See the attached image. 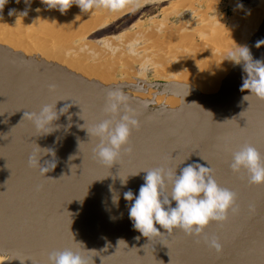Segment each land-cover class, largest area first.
Returning a JSON list of instances; mask_svg holds the SVG:
<instances>
[{
    "label": "water",
    "instance_id": "95a60500",
    "mask_svg": "<svg viewBox=\"0 0 264 264\" xmlns=\"http://www.w3.org/2000/svg\"><path fill=\"white\" fill-rule=\"evenodd\" d=\"M158 2L116 0L110 9L106 8L105 14L117 16L109 25L94 32H102ZM229 5V0H225L223 6ZM249 6L255 9L252 3ZM7 8L0 10V36L4 32V20L13 22L15 18L9 15ZM218 12L228 19L235 17L233 12L229 16L224 11ZM186 14L167 21L178 25ZM99 18H102L101 13L91 22ZM184 20L190 24V35L199 42L206 29H201L195 18ZM6 37L3 47L14 48L15 43L10 42L7 34ZM261 40L264 42V35ZM257 43L247 47L254 49ZM124 45L128 46H121ZM141 45L140 42L134 50L145 47ZM167 46L178 55L196 53L178 49L171 42ZM25 49L12 50L19 60H1L0 57V248L15 254L3 264H46L50 253L65 249L78 251L85 264H264V185L250 186L243 174L233 175L229 170L232 152L245 143L256 148L264 159V102L252 97L244 100L248 93L240 91L242 81L239 87L233 85L227 90V94L225 90L218 91L211 101H195L190 105L182 102L187 111L178 118L163 116L154 106L148 117L138 118L139 130L132 132L127 146L130 152L123 154L122 150L117 164L107 169L93 158L92 149L97 141L86 131L106 117L86 114L82 101L92 103L102 112L106 93L72 83L81 99L79 104L72 100L67 104L60 100L58 103V97L61 99L67 94L71 84L61 83L59 78L55 91L49 92L52 84L44 80V69L35 62H30L31 72L24 73L23 68H28L23 61ZM3 52L0 50L4 55ZM251 55L254 60H264V51L260 57ZM158 56L163 61V57ZM236 66H239L237 72ZM213 68L223 83L239 81L244 75L240 65L218 67L214 64L209 74ZM17 72L21 74L20 80ZM198 74L197 69L189 73L190 78ZM141 86L158 89L166 97H183L189 92L186 81L161 79ZM55 103L58 114L65 106H68L67 112L53 122L54 130L50 134L36 136L32 125L22 120L24 113L38 112L42 106ZM151 117H156V122L152 123ZM161 134L168 140L156 139ZM181 135L183 137L177 140ZM177 142L184 145L176 147ZM41 152L40 166H44L45 161H55V167L45 177L40 176L38 168L28 164L30 155ZM194 162L212 167L218 185L237 195L239 215L229 214L223 225L210 223L204 230L209 237L218 238L222 249L219 254L179 231L150 242L133 229L128 218L130 202L123 199V193L131 190L134 196L137 194L145 175L139 171L167 166L177 167L178 174L180 168ZM137 172L139 174L134 175ZM126 177L122 186L120 180ZM113 193L119 195L118 204L112 202ZM249 205L254 207L251 212ZM160 231L163 233V229Z\"/></svg>",
    "mask_w": 264,
    "mask_h": 264
},
{
    "label": "clouds",
    "instance_id": "9594fccd",
    "mask_svg": "<svg viewBox=\"0 0 264 264\" xmlns=\"http://www.w3.org/2000/svg\"><path fill=\"white\" fill-rule=\"evenodd\" d=\"M15 2L20 3L21 0ZM31 2L32 0H23L25 9L17 18L22 19L27 15ZM39 2L46 9H55L64 14L73 4L81 13H88L95 8L110 9L116 0H39ZM7 3L8 0H0V10ZM242 8L243 5L237 2L234 10ZM13 14V10H10L9 15ZM221 16L222 14L214 11L209 18L227 27ZM223 61L242 67L244 75L240 91L248 93L243 99L247 101L252 97L264 102V60H254L247 46L233 42L232 46L224 49ZM48 90L54 92L55 88L49 86ZM67 110L68 106H65L58 114L56 103L46 104L38 112H25L22 120L32 125L36 136L47 135L54 130L53 122ZM102 113L106 119L85 129L88 136L97 141L92 149L93 158L101 166L110 169L121 158L122 150L123 154L130 152V148L127 147L129 139L133 131L139 130V121L137 113L129 106L128 95L119 88L106 93ZM42 154L43 152L30 155L28 164L30 167L38 168L40 176L45 177V174L55 167V161H45V165L40 166L38 160ZM48 154L53 155L51 152ZM176 169L177 167L172 169L162 166L141 170L139 172H144L145 175L137 194L134 196L131 190L123 193V199L130 202L128 218L133 229L150 242L179 231L196 243L203 242L206 247L219 254L222 249L218 238L215 235L209 237L204 230L210 223L223 225L227 222L229 214L239 215L240 207L237 204L236 193L220 187L214 179L212 167L208 165L197 162L187 164L179 169L178 174ZM229 170L233 175L243 174L250 186L264 185V159L256 148L248 143L232 152ZM126 179L127 177L123 181L120 180L122 186ZM118 200L119 195L113 193V204H118ZM248 210L251 212L254 207L249 205ZM160 229H163V233ZM46 264H85V260L78 251L65 249L50 253Z\"/></svg>",
    "mask_w": 264,
    "mask_h": 264
},
{
    "label": "rangeland",
    "instance_id": "374dc122",
    "mask_svg": "<svg viewBox=\"0 0 264 264\" xmlns=\"http://www.w3.org/2000/svg\"><path fill=\"white\" fill-rule=\"evenodd\" d=\"M179 1L180 0H159V2L154 4V5L148 6V7L144 8L140 11H137L135 13L130 14V16L124 18L126 21H122L120 23L118 21V22L112 24V26L106 28V30H101L102 32H98L96 34H95V32L93 33L91 31H84V29H87V28L95 29L94 28L96 25V23H94L95 21H93V22H90V21L94 19L95 15H97L96 11L98 12L101 9L95 8L88 13H81L77 7L73 6L74 4L71 6V8H69V10L66 11L67 13L65 12L64 14H61L58 10H55V9H53V10L49 9L48 10L44 7V5H38V6L32 7V8L30 7L28 10H30L33 13V16L31 17L33 19H30L31 15L29 14V12H30L29 11V12H27L26 19H24L25 16L19 20H18L17 16H15V18H13L15 28L12 27L13 22H9L11 20H8V21L4 20V24H3L4 27L3 28H5V26L8 28H9V26L12 27V29H10V31H9V32H11L10 33L11 36H9V37L11 39V37L13 36V33H14V36L11 40H12V42H13V40L16 43L18 42V46L13 48L12 50L18 49V48L23 49V47L25 49L26 46L28 47V48H26L27 50L25 49V51H27V52H25V53L23 52L24 56H25L23 61H24V64L26 66L31 65L30 62L33 63V61H34V62H36L37 66L39 65L43 69L44 65L47 66L46 65L47 60H48V62L51 61L49 63V66H51V68H49V66H47L44 69H45V71H48V72H49V70L54 69L55 71L52 70L53 73H51L53 77H50L47 73V76H49V78L44 79V80L47 83L52 84V86L54 85V88L56 87V84H57L54 79H56V81L59 83V78L61 79L63 77V79L61 80L63 82L65 80H67V82H70L71 84L72 83L75 84V83L79 82L80 86L87 87L89 89L92 88V91H94L93 87L96 88L97 85L99 84L100 80H101L100 79L97 82V77L102 78L104 76V79H106L108 76L109 80L106 79V82L109 84V86L112 88H114V87L119 88V89L123 90L124 92L125 91L128 92L130 90L132 92V93L130 92L132 95V98H133L132 100L137 102L138 108H140V110L143 113H145L147 116H148L149 111L154 110V106L160 112V114H164L166 112V110L168 108L167 106H169V104L168 103L165 104L162 101V100H164V98H162L163 94H160L158 89H151V91H150V89L146 88L145 86H141L142 83L146 84V83H152L153 81L157 82L160 79H168V80L170 79L171 81L176 82V81H178V79L182 73V71H177L176 64L173 65L174 62L172 64H168V62L165 63V61H171V59H172V61L174 60L173 54L170 55L167 52H164V51L161 52L160 54L162 55L161 57H163L164 61L160 60V56L155 57V55H154V57H152L153 54H158L157 50H161L162 48H164L163 50H165V51L169 50V49L167 50V48H168L167 46L160 47L161 46V44H160L161 38H163V41L165 43L171 42V43H173L174 46L175 45L179 46L176 43L182 44V46H183L182 48L185 49V51H189V50L191 51V49H194V48L196 49L195 50L196 51V57H198V58L195 57V60L197 61V63L200 62L198 65H201L203 63L202 64L203 69H197L196 68L197 70H199V73H200L198 75V78L200 76L204 75L205 72L208 76H210L209 71L206 69L208 68L210 70L213 66L212 64H214V63L224 62L223 61L224 49L230 47V44H229V42H231L230 39H232V41H234V39H237L235 37L231 38V37H233V35H231L233 31L230 33V29H229L230 28L229 23L235 17L231 18V19L224 17L225 18V24H226L227 28L226 27L224 29L222 28L223 32H220L221 29H220V31L218 30L221 33V35L223 34L222 37H221V35L218 36L216 34V33H218L216 30H214V32L211 30L212 28L214 29V27H213L212 23L210 22L211 19L209 17L214 11H216V12H218L219 10L224 11V12H226L227 16L231 15V12H233L231 5L226 6V7L223 6V3L225 2V0H205V1L204 0H185V1L181 0L180 2L182 4H185L187 7H188V5H190V7H192V8H187V10H185V9H180V8L176 7L177 11H173L174 14L169 13L171 15H169L163 11L160 12V10H163L164 7L169 6L171 2H179ZM242 1H243L242 4H243L244 9L243 10L240 9L239 12L240 11H246L247 10L246 7L249 5L248 1H246V0H242ZM211 4H213L214 10H212L213 7H211L212 6ZM9 6L10 5H6L4 8L9 7ZM206 6L208 8L209 7L210 8L208 9V8H206ZM8 9L16 11V9H13V8H7V10ZM190 9H191V11H193L192 13L190 12ZM204 9H205V11H203ZM201 11H203V12H201ZM70 12H71V14H70ZM55 13H56V15H55ZM76 13H77V15H76ZM184 13H187V14L182 17L183 18L182 21L179 20L180 22L178 23V25H172L174 22L172 20L167 21L168 18H171L173 16L178 17ZM49 14H50V16L47 17V15H49ZM52 14H54V15H52ZM62 15H64V16H62ZM67 15L70 17V19H69V17H65ZM187 17H189L190 20L195 18L197 20V22L199 23V25L203 24L202 26L201 25L199 26L201 29H203V26L206 27V30H204V32L206 31L207 33L205 32L206 34L204 35V38H202V40H205L206 41L205 43H208L207 46L205 45V43H203L202 40H201L202 41L201 43H198V41H196L193 38V36L191 37V35L188 33V31L191 32V27H190V24L184 20V18H187ZM61 19H62V21L64 20L63 23H62ZM137 19L142 23L141 26L143 25L144 28L138 29V31H136L137 34L134 37L136 39H134V38L129 39L130 37L124 38L123 33L126 32V30H127L125 28L130 27V25ZM153 19H155V20H153ZM202 20L203 21L207 20L208 23L211 25V27L205 26ZM152 21H154V23L157 22L158 24H160L162 22L163 23L162 28H161V26H158L156 28L154 26V23H151ZM107 22H108V20L103 22V24L105 25ZM92 23H93V25H92ZM117 23H119V24L115 28V25ZM8 24H9V26H8ZM48 24H49V26H48ZM89 24H90V27H88ZM58 25H61L60 26L61 29ZM182 25H184V27H186L185 36L183 34V31H182L183 29L180 31L181 33L179 35H177L178 37L174 36L175 34L173 33L172 30L175 29V32H176L177 30H179L178 27L182 26ZM228 26H229V28H228ZM83 27H85V28H83ZM58 28H59L60 32L59 31L57 32ZM122 28H124L125 30ZM5 30H6V28H5ZM23 30L27 31V33L24 34ZM54 31H56L57 33ZM157 31H158V33H157ZM67 32H70V33L68 34ZM76 32H78V33H76ZM136 32L132 31L131 33H128V35L130 34V36H132L133 33H136ZM159 32H160V34H159ZM214 33L218 36V37H215V39H214V35H213ZM225 33H226V35H225ZM4 34L5 33L1 34V36H0V45H3V42H5L6 34L5 35ZM54 34L57 36L55 37ZM58 34H60V35H58ZM102 34L105 36L108 35V37L103 38V37H101V36H103ZM163 34H165V35H163ZM27 35H28V37H27ZM113 35H117V36H113ZM181 36H183V37H181ZM223 36H224V38H223ZM50 37L53 40H49ZM180 37L183 39H180ZM101 38H103V40H102L103 42H105V43L107 42L106 44H103L104 46L102 44L99 45L97 43L98 44L97 45L96 43H94L95 41H98ZM126 38H128V39L126 40ZM178 39H180V41ZM23 40L26 43L25 45L23 44ZM211 41H212V43L214 42L217 45L216 46L217 48L213 49L215 47V45H214V43L212 44ZM216 41H217V43H216ZM140 42L142 43L141 46L144 45L145 47L143 49L142 48H136V50H134V47L137 44H139ZM192 42H193V44H192ZM219 42H220V44H219ZM187 43L188 44L190 43L193 46H195L196 44H199L201 46L203 44V46L198 48L199 45H196L195 47H193L191 45L192 46L191 47L190 44L188 46ZM231 43H233V42H231ZM122 44H127L128 46H126V45H124L125 47L121 46ZM152 44H154V45L152 46ZM211 44H212L213 48L210 47ZM0 47H1V49H3V51L6 50V47L5 48L3 46H0ZM208 47H210V48H208ZM30 48L31 49L34 48V50L32 51ZM206 48H208V49H206ZM209 50H210V52H209ZM6 51H7L8 56L5 55L6 53H4V56H3V54H0L2 57L1 58L2 60L3 59L19 60L20 57L18 55L13 56L12 52L11 53L8 52L9 50H6ZM92 51H94V52L92 53ZM118 51H120V52H118ZM77 52H79V53H77ZM102 53H104V54H102ZM137 54L141 55V56L138 57ZM9 55H11V56H9ZM134 55H136V56H134ZM47 57L49 59H47ZM144 57H148V58H144ZM16 58H18V59H16ZM122 58H123V60H122ZM45 59H47V60H45ZM214 59H217V60H214ZM117 60H119V61H117ZM203 60L205 62H203ZM179 62L180 61H178V63ZM208 65H209V67H208ZM166 67H168V68H166ZM137 68H138V70L136 72ZM154 68L156 70H160L159 74H158V71H156ZM172 68H174V69H172ZM114 69H115V72L113 71ZM153 70L156 72H154ZM204 70H206V71H204ZM17 71L20 72L19 69H17ZM23 71H24V73L31 72L29 67L26 69L23 68ZM14 72H16V71H14ZM18 72H17V74H19V76H17V78L19 80V79H21V76H20L21 74ZM156 73L158 74V76L156 75ZM176 73H178V74H176ZM106 74H107V76H106ZM182 74H184V73H182ZM14 75H16V74H14ZM36 75L37 74H34V76H36ZM141 75L143 76L142 77L143 79H141V77H140ZM207 75L204 76L202 79H204V80L207 79L208 78ZM162 76L165 78H163ZM186 77L188 78V75ZM211 78L209 79L210 81L207 79L208 84L210 82L212 85H214L213 87H215L216 89L219 88L222 91V89H221L222 80L220 81V83H217V81H218L217 79H216V81H214V79H211ZM112 79H114V81L115 80L116 81L114 82ZM35 81L36 80L34 79V82ZM120 82H121V84H120ZM139 82L141 83V85ZM189 82H191V81H189ZM195 82L196 83H194V82H191V84L189 83V85H190L189 86V92L186 94V96L183 97L182 101L180 99L179 100L177 99L176 102L181 101L183 103L184 102L186 103L187 99H191V97L193 99H194V97L197 98V96H196L197 93L205 92V90L208 89V87H206V84L204 81L198 79ZM66 84L68 85L69 83H65V85ZM138 86H139V88H138ZM199 86H201L204 90L203 89L198 90ZM75 94L72 93L71 95L76 96ZM142 97L144 98V100ZM66 99H68V97ZM129 102L132 103V101H130V100H129ZM181 102H180V106H181L180 110L177 112H172V114L169 113V115H174L173 113H175V115H176L175 117L178 118L179 115L185 111V107L182 105ZM88 104H90V103H87V105ZM147 105H149V106L147 107ZM89 106H91V105H89ZM92 106H94V105L92 104ZM182 106H183V109H182ZM94 108H96V107H94ZM138 108H137V111L139 110ZM85 113L86 114L88 113L87 108L85 109ZM159 117H163V116H158L157 118H159ZM154 118H156V117H154ZM154 122H156V119H153L152 123H154ZM157 136L158 137L156 139H159L160 141L161 140H163V141L168 140V139H166L167 136H162V134L157 135Z\"/></svg>",
    "mask_w": 264,
    "mask_h": 264
},
{
    "label": "bare ground",
    "instance_id": "6f19581e",
    "mask_svg": "<svg viewBox=\"0 0 264 264\" xmlns=\"http://www.w3.org/2000/svg\"><path fill=\"white\" fill-rule=\"evenodd\" d=\"M181 1V0H180ZM171 2L170 3V5L169 6H166V7H164V9L163 10H160V12L161 11H163V12H165V13H167V14H169V13H172V14H174L173 13V11H177V8L176 7H178V8H180V9H185V10H187V8H192V7H190V5H188V7L185 5V4H182L181 2ZM185 1V0H184ZM205 1V0H204ZM246 1H248L249 2V4L250 3H252L253 4V6H255V9H251L250 8V6L248 5L247 7H246V11H240L239 12V10H234L235 9V5H236V3L238 2V3H240L241 5H243L242 4V0H229V3H230V5L232 6V9H233V12H234V15H235V18L233 19V20H229L230 21V23H229V26H230V28H229V26H228V28L230 29V33L232 32V34L231 35H233V37H231V38H237V39H234V41H232V39H230L231 40V42H235L237 45H245V46H248L249 44H251V43H257V44H259V46L257 47V45H256V48H254V49H249V51L251 52V53H253V54H257V56L258 57H260V55H261V53H263V51H264V42H263V40H261V36L262 35H264V0H246ZM199 2V1H198ZM197 2V3H198ZM191 3V2H190ZM207 3V2H206ZM247 3V2H246ZM6 5H10L8 8H13V9H16V11H14L13 10V15L14 16H17L20 12H22L24 9H25V4L23 3V0H21V2L20 3H16L15 2V0H8V3L6 4ZM38 5H42L40 2H39V0H32V2H31V4H30V6H28V9L31 7H36V6H38ZM208 5V4H207ZM212 6L211 7H213V4H211ZM73 6H75V5H73ZM198 6V5H197ZM209 6V5H208ZM76 7V6H75ZM71 8V7H70ZM206 8H208L207 6H206ZM210 8V7H209ZM208 8V9H209ZM77 9V8H76ZM101 10L100 11H96V14L98 15V14H102V18H99V19H97V20H94L95 22L94 23H96V25H95V29H89V28H87V29H84V31H91V32H94V31H96V30H98V29H101V28H103V27H106V25H108V24H110V20L112 19H114L116 16H112V17H108L106 14H105V10H106V8H100ZM212 9V8H211ZM218 9V8H217ZM244 8H242V10H243ZM49 10V9H48ZM53 10V9H52ZM69 10V9H68ZM71 10V9H70ZM78 10V9H77ZM212 10H214V7H213V9ZM30 10H28V12H29ZM79 11V10H78ZM179 11V10H178ZM203 11H205V9L203 10ZM203 11H201V12H203ZM208 11V10H207ZM50 12V11H49ZM52 12V11H51ZM56 12V11H55ZM190 12L192 13L193 11H191V9H190ZM54 13V12H53ZM67 13V12H66ZM29 14L31 15H29L30 16V19H33V18H31L32 16H33V13L30 11L29 12ZM51 14V13H50ZM50 14L49 15H47V17H49L50 16ZM70 14H71V12H70ZM69 14V15H70ZM161 14V13H160ZM159 14V15H160ZM201 14V13H200ZM52 15H54V14H52ZM55 15H56V13H55ZM76 15H77V13H76ZM95 15V14H94ZM165 15V14H164ZM169 15H171V14H169ZM41 16V15H40ZM39 16V17H40ZM61 16V15H60ZM62 16H64V15H62ZM167 16V15H166ZM202 16V15H201ZM26 17H27V15L25 16V18L24 19H26ZM58 17V16H57ZM65 17H69L68 15L67 16H65ZM56 18V17H55ZM74 18V17H73ZM206 18V17H205ZM204 18V19H205ZM222 19H223V23L225 24V18H224V16H222L221 17ZM43 19V18H42ZM69 19H70V17H69ZM203 19V20H204ZM209 19V18H208ZM11 21H9V22H12V19H10ZM18 20H19V18H18ZM108 20V22L104 25L103 24V22H105V21H107ZM153 20H155V19H153ZM202 20V21H203ZM37 21V20H36ZM61 21H62V19H61ZM64 21V20H63ZM63 21H62V23H63ZM163 21V20H162ZM207 20H205V21H203V23H204V25L205 26H207V27H211V25L208 23V21L206 22ZM91 22V21H90ZM98 22V23H97ZM210 22L212 23V25H213V27H214V29L212 28L211 30L214 32V30H216L218 33H216L218 36L219 35H221V33L220 32H223V29L225 28V26L223 25V24H217V23H215L213 20L211 21L210 20ZM54 23V22H53ZM151 23H154V21H152ZM12 24V23H11ZM55 24V23H54ZM81 24V23H80ZM87 24V23H86ZM141 22L137 19V20H135L131 25H130V27H128L127 28V30H126V32H124L123 33V36H124V38L125 37H130L129 39H131V38H134L135 36H136V34H137V32L136 31H138V29H141V28H144V26L142 25L141 26ZM92 25H93V23H92ZM149 25V24H148ZM201 26L203 25V24H200ZM226 25V24H225ZM8 26H9V24H8ZM48 26H49V24H48ZM47 26V27H48ZM59 27L61 26V25H58ZM67 26V25H66ZM154 26L157 28L158 26H161V28H162V26H163V23L161 22L160 24H158L157 22L156 23H154ZM170 26V25H169ZM12 27H14V22H13V26ZM12 27L11 26H9V28L8 27H6L5 26V28H6V30H5V28H4V32L3 33H5V34H7L8 35V37L9 36H11L10 35V33L11 32H9L10 31V29H12ZM82 27V26H81ZM87 27V26H86ZM88 27H90V24H89V26ZM92 27V26H91ZM204 27V26H203ZM15 28V27H14ZM21 28V27H20ZM51 28V27H50ZM49 28V29H50ZM56 28V27H55ZM83 28H85V27H83ZM176 28V27H175ZM179 28V30H177L176 32H175V29L174 30H172L173 31V33L175 34L174 36H177V35H179L181 32V30L183 31V34H184V36H185V32H186V27H184V25H182V26H179L178 27ZM205 29H206V27H204ZM223 28V29H222ZM227 28V27H226ZM54 29V28H53ZM60 29H61V27H60ZM66 29V28H65ZM152 29V28H151ZM220 29H221V31H220ZM14 30V29H13ZM18 30V29H17ZM220 32H219V31ZM16 31V30H15ZM51 31V30H50ZM60 32V30H59V28L57 29V32ZM82 31V30H81ZM132 31H135L136 33H133V35L132 36H130V34L128 35V33H131ZM208 31V30H207ZM54 32H56V31H54ZM56 32V33H57ZM166 32V31H165ZM206 32V31H205ZM228 32V31H227ZM2 33V34H3ZM23 33L25 34V33H27V31H24L23 30ZM53 33V32H52ZM64 33V32H63ZM68 34L70 33V32H67ZM76 33H78V32H76ZM157 33H158V31H157ZM163 33V32H162ZM188 33L190 34V31H188ZM207 33V32H206ZM229 33V32H228ZM4 34V35H5ZM51 34V33H50ZM159 34H160V32H159ZM215 33L213 34L214 35V39H215V37H218L217 35H216ZM55 35V34H54ZM58 35H60V34H58ZM62 35V34H61ZM65 35V34H64ZM80 35V34H79ZM163 35H165V34H163ZM182 35V34H181ZM216 35V36H215ZM223 35V34H222ZM222 35H221V37H222ZM225 35H226V33H225ZM230 35V34H229ZM13 36H14V33H13ZM13 36L11 37V39L13 38ZM57 35H55V37H56ZM75 36V35H74ZM156 36V35H155ZM210 36V35H209ZM27 37H28V35H27ZM31 37V36H30ZM60 37V36H59ZM106 37V36H105ZM105 37H103V38H105ZM178 37V36H177ZM181 37H183V36H181ZM180 37V39H183V38H181ZM187 37V36H186ZM192 37V36H191ZM207 37V36H206ZM227 37V36H226ZM3 38V37H2ZM7 38V37H6ZM71 38V37H70ZM103 38H101V39H99L98 41H95L94 43H98L99 45L100 44H106L105 42H103L102 40H103ZM153 38V37H152ZM166 38V37H165ZM204 38V37H203ZM208 38V37H207ZM223 38H224V36H223ZM10 39V42L11 43H14V42H12V40ZM116 39V38H115ZM120 39V38H119ZM128 38H126V40H127ZM134 39H136V38H134ZM180 39H178L179 41H180ZM206 39V38H205ZM213 39V38H212ZM27 40V39H26ZM49 40H53V39H51V37H50V39ZM160 40V39H159ZM194 40V39H193ZM202 40V39H201ZM199 41L198 43H201L202 41H203V43H205L206 41L205 40H202V41ZM48 41V40H47ZM113 41V40H112ZM213 41V40H212ZM212 41H211V43H212ZM215 41V40H214ZM224 41V40H223ZM29 42V41H28ZM27 42V43H28ZM49 42V41H48ZM231 42H229V44H230V46H232L233 45V43H231ZM184 43V42H183ZM195 43V42H194ZM214 43V42H213ZM212 43V44H213ZM216 43H217V41H216ZM23 44L25 45L26 43H25V41L23 40ZM36 44V43H35ZM97 44V45H98ZM110 44V43H109ZM177 45H179V46H176V48H178V49H183L182 47V44H178V43H176ZM188 44V43H187ZM190 44V43H189ZM189 44H188V46H189ZM192 44H193V42H192ZM192 44H190V46L192 45ZM207 44L208 43H205V45L207 46ZM212 44H211V46L210 47H212ZM219 44H220V42H219ZM232 44V45H231ZM32 45V44H31ZM112 45V44H111ZM154 44H152V46H153ZM181 45V46H180ZM184 45V44H183ZM196 45H199V44H196ZM195 45V46H196ZM214 45H215V47L213 48V49H215V48H217L216 46V44L214 43ZM3 46V45H2ZM10 46V45H9ZM12 46H14V48L15 47H17L18 46V42L16 43L15 42V44L14 45H12ZM104 46V45H103ZM193 46V45H192ZM191 46V47H192ZM195 46H193V47H195ZM201 46H203V44L201 45ZM200 45H199V47L198 48H200L201 47ZM45 47V46H44ZM107 47V46H106ZM116 47V46H115ZM114 47V48H115ZM168 47V46H167ZM210 47H208V48H210ZM1 48V47H0ZM3 48V47H2ZM26 48H28L27 46H26ZM129 48V47H128ZM197 48V47H196ZM197 48V49H198ZM208 48H206V49H208ZM12 49L13 48H9V51L8 52H12ZM31 49V48H30ZM52 49V48H51ZM85 49V48H84ZM108 49V48H107ZM161 49V48H160ZM164 48H162L161 50H162V52L164 51V52H167V53H169L170 55H174V60L172 61V59H171V61H165V63H169V64H171V63H175L176 64V66H177V71H182V73H184V74H182L181 73V75H180V77H179V79H178V81H176V82H181V81H183V82H189V81H191V82H194V83H196L195 81H197L198 79H200V80H202V81H204L205 82V84H206V87H208V89L207 90H205V92H202V93H197V98H195L194 97V99L191 97V99H187L186 100V103H187V105H190V104H193L195 101H211L212 99H215V97H216V94L218 93V91L220 90L218 87V89H216L215 87H213L214 85H212L210 82H209V84H208V82H207V79L209 80L211 77V79H214L213 78V76L215 77V78H217V73L214 71V68L211 70V73H210V76H208L207 75V79H202L204 76L202 75V76H200L199 78H198V75H196V77H194V78H190L191 76L189 75V73H191L192 71H193V69H203V66H202V64L201 65H198L199 63H197V61L195 60V57H196V53H194L192 56H188V55H178L177 53H175L174 52V50L171 48H167V50L168 51H165V50H163ZM166 49V48H165ZM2 52H3V49H0ZM23 50H24V47H23ZM22 50V51H23ZM27 50V49H26ZM29 50V49H28ZM32 51L34 50V48L33 49H31ZM195 48L194 49H191V52H195ZM15 51V50H14ZM42 51V50H41ZM105 51V50H104ZM116 51V50H115ZM153 51V50H152ZM206 51V50H205ZM25 52H27V51H25ZM94 51H92V53H93ZM118 52H120V51H118ZM154 52V51H153ZM207 52V51H206ZM209 52H210V50H209ZM4 53V52H3ZM43 53V52H42ZM77 53H79V52H77ZM116 53V52H115ZM1 54V53H0ZM44 54V53H43ZM59 54V53H58ZM102 54H104V53H102ZM168 54V55H169ZM5 55H7L8 56V54H7V52H6V54ZM12 55L14 56L15 54L14 53H12ZM49 55V54H48ZM90 55V54H89ZM161 55V54H160ZM4 56V55H3ZM9 56H11V55H9ZM95 56V55H94ZM134 56H136V55H134ZM148 56V55H147ZM156 56H158V55H156ZM155 56V57H156ZM162 56V55H161ZM0 57H1V55H0ZM88 57V56H87ZM123 57V56H122ZM138 57H140V56H138ZM171 57V56H170ZM194 57V58H193ZM7 58V57H6ZM43 58V57H42ZM104 58V57H103ZM124 58V57H123ZM123 58H122V60H123ZM127 58V57H126ZM196 58H198V57H196ZM219 58V57H218ZM47 59H49L48 57H47ZM47 59H45V60H47ZM118 59V58H117ZM2 60V59H1ZM214 60H217V59H214ZM106 61V60H105ZM117 61H119V60H117ZM164 61V60H163ZM178 61H180L179 63H178ZM201 61V60H200ZM34 62V61H33ZM47 62H48V60H47ZM51 62V61H50ZM171 62V63H170ZM203 62H205L204 60H203ZM36 63V62H35ZM46 63V62H45ZM53 63V62H52ZM138 63V62H137ZM152 63V62H151ZM213 63V62H212ZM40 64V63H39ZM43 64V63H42ZM153 64V63H152ZM151 64V65H152ZM211 64V63H210ZM215 65H217L218 67H224L225 65H227V64H230V65H232V63H230V62H228V61H224V62H222V63H219V62H217V63H214ZM214 64H212L213 66L212 67H214ZM46 65L47 66H49V64H47L46 63ZM39 66V65H38ZM47 66H45L44 65V68L45 67H47ZM114 66V65H113ZM150 66V65H149ZM159 66V65H158ZM27 67H29V69H31V67H30V65H28ZM61 67V66H60ZM127 67V66H126ZM208 67H209V65H208ZM238 67L239 66H236L235 67V69H236V72L237 71H239V69H238ZM43 68V69H44ZM49 68H51V66H49ZM53 68V67H52ZM161 68V67H160ZM159 68V69H160ZM166 68H168V67H166ZM170 68V67H169ZM207 68V67H206ZM14 69V68H13ZM16 69V68H15ZM47 69V68H46ZM59 69V68H58ZM96 69V68H95ZM155 69V68H154ZM172 69H174V68H172ZM55 71L54 69H51V70H49V72L48 71H45V69H44V71H43V73H45V79H47V78H49V76L50 77H53L52 76V74L51 73H53V71ZM156 70V69H155ZM206 70H208L209 71V69L207 68ZM206 70H204V71H206ZM16 71H17V69H16ZM59 71V70H58ZM57 71V72H58ZM88 71V70H87ZM91 71V70H90ZM114 72H115V69L113 70ZM154 71V70H153ZM156 71H158V74H159V71L160 70H156ZM156 71H154V72H156ZM163 71V70H162ZM202 71V70H201ZM203 71V72H204ZM207 71V72H208ZM47 73H48V75L49 76H47ZM89 73V72H88ZM163 73V72H162ZM170 73V72H169ZM86 74V73H85ZM158 74L156 73V75L158 76ZM164 74V73H163ZM176 74H178V73H176ZM23 75H25V74H23ZM67 75V74H66ZM88 75V74H87ZM143 75V74H142ZM140 76L141 77V79H143L142 77L143 76ZM188 75V78L186 77ZM212 75V76H211ZM17 76H19V74L17 75ZM21 76V75H20ZM91 76V75H90ZM106 76H107V74H106ZM123 76V75H122ZM131 76V75H130ZM129 76V77H130ZM160 76V75H159ZM242 76V75H241ZM84 77V76H83ZM87 77V76H86ZM156 77V76H155ZM163 77V76H162ZM65 78V77H64ZM109 77L107 76V78L106 79H108ZM128 78V77H127ZM131 78V77H130ZM129 78V79H130ZM133 78V77H132ZM154 78V77H153ZM161 78V77H160ZM163 78H165V77H163ZM63 79V77L61 78V80ZM101 79V80H100ZM106 79H104V76L102 77V78H100V77H97V82L100 80V82H99V84L97 85V87L95 88V87H93V90L94 91H97V90H99V91H101L103 94H104V92L105 93H107L108 91H110V90H113V89H115V87L114 88H112V87H110L109 86V84L106 82ZM189 79V80H188ZM12 80V79H11ZM20 80V79H19ZM55 80V82H56V79H54ZM65 80V79H64ZM90 80V79H89ZM109 80V79H108ZM113 81H114V79H112ZM161 80V79H160ZM170 80V79H169ZM188 80V81H187ZM217 83H220V81H221V79H219V78H217ZM69 81V80H68ZM116 81V80H115ZM114 81V82H115ZM210 81V80H209ZM214 81H216V79H214ZM241 81H242V79L241 80H239V81H236V82H231V83H223L222 82V84H221V89L222 90H225V93L227 94L228 92H227V90H230L231 89V87L234 85V86H236V88L237 87H239V84L241 83ZM36 82V81H35ZM113 82V83H114ZM141 82V81H140ZM139 82V83H140ZM191 82H189L190 84H191ZM200 82V81H199ZM61 83H62V81H61ZM64 84L65 83H69L68 84V86H70V82H67V80H65L64 82H63ZM75 84H77V85H80V83L79 82H77V83H75ZM120 84H121V82H120ZM186 84V83H185ZM193 84V83H192ZM214 84V83H213ZM140 85H141V83H140ZM54 86V85H53ZM190 86V85H189ZM122 87V86H121ZM128 88V87H127ZM138 88H139V86H138ZM143 88V87H142ZM89 89V88H88ZM129 89V88H128ZM200 89H203L201 86H199L198 87V90H200ZM91 90H92V88H91ZM204 90V89H203ZM151 91V90H150ZM131 91L129 90L128 92L127 91H125V93L128 95V97H129V100L130 101H132V103H130L129 102V106L133 109V110H135V112L137 113V119L138 118H141V119H144V118H146V117H148L145 113H143L141 110H140V108H138V106H137V102L136 101H134V100H132L133 98H132V95H131V93H130ZM72 93H74L75 94V90H74V88L72 87V84H71V86H70V90H69V92L67 93V94H64V96L61 98V99H59V97H58V103H59V100H60V102L61 103H65V104H67V103H69V101L70 100H72L71 102H75L76 103V105H78L79 104V100H81L76 94V96H73V95H71ZM139 93V92H138ZM148 94V93H147ZM184 96H186V95H184ZM183 96V97H184ZM68 97V99H66ZM154 97V96H153ZM183 97H180V96H176V97H166L164 94H163V97L162 98H164V100H162L165 104H169V106H167L168 108H167V110H166V114L164 113V115L163 116H167L168 117V115H169V113L170 114H172V112H177V111H179L180 110V102L182 101V99H183ZM143 98V97H142ZM141 98V99H142ZM155 99V98H154ZM181 100L180 102H176V100ZM185 99V98H184ZM75 100V101H74ZM143 100H144V98H143ZM83 101V108H84V112H85V109L87 108V112L88 113H90V114H96V115H99L101 118H104V115H103V113L96 107V108H94L95 106H92V103H90V102H88V101H86V100H82ZM82 101H81V104H82ZM166 101V102H165ZM145 102V101H144ZM152 102V101H151ZM87 103H90V104H88L87 105ZM177 103V104H176ZM182 103V102H181ZM89 105H91V106H89ZM142 106V105H141ZM83 108H79L80 110L81 109H83ZM137 108L139 109L138 111H137ZM148 109V108H147ZM182 109H183V106H182ZM187 110L185 109V111L184 112H186ZM174 115H175V113H173ZM175 117V116H174ZM159 118H162V117H159ZM177 118V117H176ZM154 119V117L152 118L151 117V120H153ZM144 123H146V122H144ZM183 137V135H181L177 140H179L180 138H182ZM175 142V141H174ZM184 144L183 143H181V142H177V145H176V147H180V146H183ZM15 256V254L14 253H11L10 251H8V250H6V249H4V248H0V264H3L4 262H6V261H8L9 259H11L12 257H14Z\"/></svg>",
    "mask_w": 264,
    "mask_h": 264
},
{
    "label": "crops",
    "instance_id": "0c3cea01",
    "mask_svg": "<svg viewBox=\"0 0 264 264\" xmlns=\"http://www.w3.org/2000/svg\"><path fill=\"white\" fill-rule=\"evenodd\" d=\"M122 21H126V20H125V19H122V20L119 21V23L122 22ZM119 23H117V24L115 25V28H116V26H117ZM111 26H112V25H111ZM122 29H124V28H122ZM125 29H127V28H125ZM125 29H124V30H125ZM102 35H103V34H102ZM103 36H105V35H103ZM163 43H164V44H163ZM160 44H161V45L163 44L161 47H163V46H167V45H166L167 43H165V42L163 41V38H161V40H160ZM157 52H158V54L160 55V53L162 52V50H157ZM158 54H153L152 57H154V55L156 56V55H158Z\"/></svg>",
    "mask_w": 264,
    "mask_h": 264
}]
</instances>
